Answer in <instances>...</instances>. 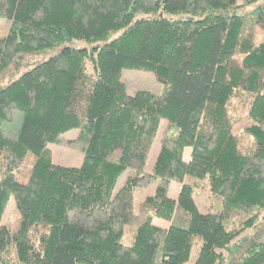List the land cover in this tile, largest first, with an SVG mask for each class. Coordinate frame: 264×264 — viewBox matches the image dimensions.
<instances>
[{
    "label": "trees",
    "instance_id": "trees-1",
    "mask_svg": "<svg viewBox=\"0 0 264 264\" xmlns=\"http://www.w3.org/2000/svg\"><path fill=\"white\" fill-rule=\"evenodd\" d=\"M0 18V222L12 196L20 214L0 225V264H187L197 244L194 264H264V0H0ZM75 40L91 46L59 48ZM56 48L19 73L18 54ZM125 69L163 93L128 94ZM244 95L251 121L236 131ZM51 143L83 164L55 163Z\"/></svg>",
    "mask_w": 264,
    "mask_h": 264
},
{
    "label": "rangeland",
    "instance_id": "rangeland-1",
    "mask_svg": "<svg viewBox=\"0 0 264 264\" xmlns=\"http://www.w3.org/2000/svg\"><path fill=\"white\" fill-rule=\"evenodd\" d=\"M259 3L260 2H257L255 4L246 6L241 10V12L242 13L250 12L256 9ZM10 25H11V21L9 19L0 18V36H6L8 34ZM257 39L259 41L264 39L263 29H260V28L258 29ZM66 45L76 47V48H84V47L91 46L86 41L75 40L73 42H67L59 48H62L63 46H66ZM59 48L50 50L47 52V54H42V53H38L34 55H28V54H22V53L18 54L16 56V61H17V68L20 69L19 73L32 67L35 63L33 65L31 64L35 62L36 60H38L37 62H39L40 60H43L44 58H46L45 56L50 55V54L51 55L55 54ZM89 68L92 70L91 66H89ZM11 69H16V67H12ZM16 74H14L13 76H16ZM10 76H12L10 75V73H5L0 78V85L5 83L9 79ZM122 79L126 83L127 92L130 95H135L139 90H149L155 94H162L165 89L164 83L159 81L153 72L146 71V70L125 69L123 70ZM249 100H250V96L248 95H244L240 97L238 96L232 100V104L230 105V112L233 115V117L237 120L236 131H241L242 128L251 121L248 117ZM167 122L168 121L166 119H163L161 121L159 129L154 138L151 151L149 152L146 165L143 169L144 172H150L152 171L154 167L156 158L161 149V138H162V135L164 134V131L167 128L166 126ZM78 132H79L78 129H72L68 131L65 135L67 138H75L78 135ZM50 148L52 149V153H53V161L57 164H62L65 166H72V167H79L83 164L84 154L81 151H78V150L63 146V145L54 144V143L50 144ZM191 151L192 149L190 147L186 149L185 156L187 159L190 157ZM30 161H32V159H30ZM30 164L31 162L26 164L23 168H26V167L29 168ZM128 174H129V170L125 171L119 177L115 191H118L125 184ZM180 188H181L180 183L173 182L171 191H170L171 196L176 197ZM194 197H195V200L199 208L204 212L207 211V208L209 206L210 199H211L210 193L207 191V189H204L203 187L195 188ZM142 200H143V194H141L140 192H137L136 201H135L136 207H138V205L140 204ZM19 217H20V214L17 208V204H16L14 197L12 196L7 204V207H6L4 216L0 222V225L6 222L12 228H16L19 224ZM160 221H162V223L166 226L169 225L168 221L160 219V218H157L155 220V223L159 224ZM122 242L128 245L132 243V237L129 234V232L125 233V235L122 238ZM199 250H200L199 244L193 247L191 257L189 261L187 262V264H194L196 258L198 257Z\"/></svg>",
    "mask_w": 264,
    "mask_h": 264
},
{
    "label": "crops",
    "instance_id": "crops-1",
    "mask_svg": "<svg viewBox=\"0 0 264 264\" xmlns=\"http://www.w3.org/2000/svg\"><path fill=\"white\" fill-rule=\"evenodd\" d=\"M156 224H157V223H156ZM158 225H160V226H162V227H167L166 225H164V224L162 223V221H160V223H159Z\"/></svg>",
    "mask_w": 264,
    "mask_h": 264
}]
</instances>
